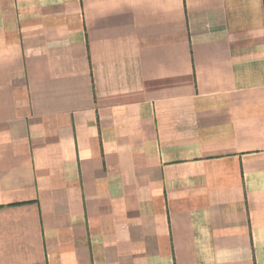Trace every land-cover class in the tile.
<instances>
[{
  "label": "crops",
  "instance_id": "1",
  "mask_svg": "<svg viewBox=\"0 0 264 264\" xmlns=\"http://www.w3.org/2000/svg\"><path fill=\"white\" fill-rule=\"evenodd\" d=\"M0 264H264V0H0Z\"/></svg>",
  "mask_w": 264,
  "mask_h": 264
}]
</instances>
